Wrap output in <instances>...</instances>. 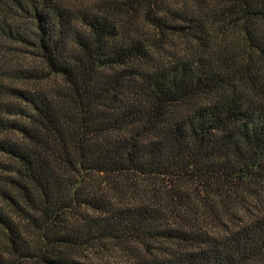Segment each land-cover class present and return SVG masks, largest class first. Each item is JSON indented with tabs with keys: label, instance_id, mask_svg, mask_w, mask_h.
Wrapping results in <instances>:
<instances>
[{
	"label": "trees",
	"instance_id": "16d2710c",
	"mask_svg": "<svg viewBox=\"0 0 264 264\" xmlns=\"http://www.w3.org/2000/svg\"><path fill=\"white\" fill-rule=\"evenodd\" d=\"M0 264H264V0H0Z\"/></svg>",
	"mask_w": 264,
	"mask_h": 264
},
{
	"label": "rangeland",
	"instance_id": "374dc122",
	"mask_svg": "<svg viewBox=\"0 0 264 264\" xmlns=\"http://www.w3.org/2000/svg\"><path fill=\"white\" fill-rule=\"evenodd\" d=\"M65 1L67 4L72 5L73 3L79 4L83 0H65ZM20 58H22V60ZM20 58L18 56V60L22 61V63H24V64H32L33 63L32 61H35V59L33 58V55L23 56L21 54Z\"/></svg>",
	"mask_w": 264,
	"mask_h": 264
}]
</instances>
